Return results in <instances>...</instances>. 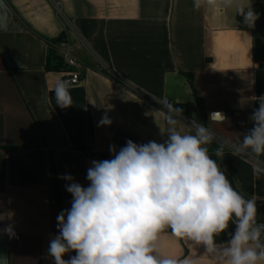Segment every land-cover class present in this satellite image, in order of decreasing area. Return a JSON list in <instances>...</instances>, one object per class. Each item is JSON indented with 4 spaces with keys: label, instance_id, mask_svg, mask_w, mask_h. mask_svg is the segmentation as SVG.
<instances>
[{
    "label": "crops",
    "instance_id": "obj_1",
    "mask_svg": "<svg viewBox=\"0 0 264 264\" xmlns=\"http://www.w3.org/2000/svg\"><path fill=\"white\" fill-rule=\"evenodd\" d=\"M248 2L259 14L254 28L241 27L234 10L213 16L194 9L193 0H0V256L7 264H54L47 250L58 234L57 197L63 210L73 199L61 177L88 187L91 162L112 159L110 145L118 152L128 140L163 143L165 102L186 105L188 119L178 116L183 132L196 120L222 141L242 138L264 97V0ZM61 36L83 74L68 87L67 108L56 104L63 65L50 54ZM211 112L227 120L209 124ZM215 145L210 156L256 199L264 223V174L254 172L264 156L233 155L226 146L217 157ZM161 245L171 257L218 264L170 230Z\"/></svg>",
    "mask_w": 264,
    "mask_h": 264
},
{
    "label": "clouds",
    "instance_id": "obj_2",
    "mask_svg": "<svg viewBox=\"0 0 264 264\" xmlns=\"http://www.w3.org/2000/svg\"><path fill=\"white\" fill-rule=\"evenodd\" d=\"M193 7L213 16L234 10L247 28L259 18L248 0H193ZM248 37L245 31L241 39L246 43ZM55 98L61 108L72 105L66 82L59 84ZM257 99L259 107L249 117L252 127L236 143L220 140L196 120L188 125L191 131L183 132L178 127L183 110L165 102L163 143L128 140L118 152L110 145L112 159L91 162L88 187L70 175L61 177L73 199L71 208L58 214V234L49 242L54 264H198L163 252L161 238L169 230L175 238L202 246L218 264H264V223L257 219V201L234 187L209 154L216 143L217 157L226 146L233 155L264 156V97ZM226 120L221 112L209 113V124ZM254 172L264 174V168ZM221 235L227 237L222 245L217 243ZM0 264H7L6 257L0 256Z\"/></svg>",
    "mask_w": 264,
    "mask_h": 264
},
{
    "label": "built area",
    "instance_id": "obj_3",
    "mask_svg": "<svg viewBox=\"0 0 264 264\" xmlns=\"http://www.w3.org/2000/svg\"><path fill=\"white\" fill-rule=\"evenodd\" d=\"M55 3L58 11H60V2L56 1ZM52 46L55 47L63 62L62 82H66L68 87L79 84L83 80L82 64L75 54L74 46L71 45L64 36H61L57 43ZM167 103L172 105L169 102ZM183 117L186 118L185 116Z\"/></svg>",
    "mask_w": 264,
    "mask_h": 264
},
{
    "label": "trees",
    "instance_id": "obj_4",
    "mask_svg": "<svg viewBox=\"0 0 264 264\" xmlns=\"http://www.w3.org/2000/svg\"><path fill=\"white\" fill-rule=\"evenodd\" d=\"M238 22H239V25H240L241 27H246V26L243 24L242 17L238 16ZM59 39H60V38H59ZM53 43H56V41H54ZM50 52H51V53H50L51 56H53V59H54L55 62H56V67H57V68L62 67V65H63L62 59H61L60 56L58 55V53H57V51H56V49H55L54 46H51ZM185 106H186V105L183 104V103H175V104H174V107L179 108V109H182V110H183L182 112H185V109H186ZM212 145H213V146H216L215 143H213ZM57 196H58V195H57ZM57 199L59 200V204H60L61 211H63V204H62L61 200L59 199V197H57ZM72 255H75V253L72 252Z\"/></svg>",
    "mask_w": 264,
    "mask_h": 264
}]
</instances>
